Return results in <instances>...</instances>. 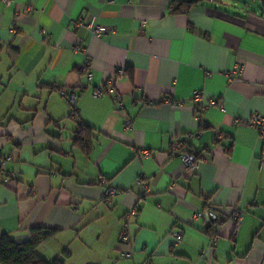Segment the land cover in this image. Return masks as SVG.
<instances>
[{
    "label": "crops",
    "instance_id": "crops-1",
    "mask_svg": "<svg viewBox=\"0 0 264 264\" xmlns=\"http://www.w3.org/2000/svg\"><path fill=\"white\" fill-rule=\"evenodd\" d=\"M173 1L0 0V149L14 156L0 169V233L23 243L57 229L37 254L67 248L65 264H264V138L236 123L264 114V0L183 13ZM95 24L114 31L96 37ZM114 76L122 111L113 92L93 94ZM196 90L217 103L198 111ZM64 92L78 96V117ZM79 123L90 151L74 141ZM198 132L191 146L206 154L188 169L171 143ZM8 171L19 180L4 183ZM211 205L241 207L239 229L192 220ZM219 231L213 261H201Z\"/></svg>",
    "mask_w": 264,
    "mask_h": 264
},
{
    "label": "built area",
    "instance_id": "built-area-1",
    "mask_svg": "<svg viewBox=\"0 0 264 264\" xmlns=\"http://www.w3.org/2000/svg\"><path fill=\"white\" fill-rule=\"evenodd\" d=\"M6 4H9L11 0H3ZM17 21V19H16ZM91 33L96 37H101L105 33H108L110 31H114L113 29L108 28L105 25L102 24H95V25H88L87 26ZM89 63L82 66V69L87 72L88 77L92 78L93 73L88 69ZM125 71L122 69L119 71L120 74H123ZM231 74H236V71H232ZM107 91L113 92V98L116 103V107L122 111L125 108V104L123 101V97L121 93H119L116 90V77L110 78L107 83L105 84V87H98L93 91V94L96 96H102ZM68 96V99L72 105V115L74 117H78L79 111L77 107L78 103V96L74 93H66ZM194 101H196V108L198 111H204L207 110L208 107L215 105L217 102L213 97H206L204 92L201 90H196L194 92ZM222 103V102H221ZM236 123L239 125H252L255 126L258 130L259 136L261 138H264V114L263 113H254L251 120L249 121H243L240 119H236ZM126 127L130 128L132 125V118L129 117L125 121ZM201 132L198 133H190L186 135L183 138H174L171 143V151L174 154H177L182 159L183 163L188 169H195L199 166L200 162L204 159L206 152L201 151L197 152L195 151L191 144L192 140L195 138H199L201 136ZM230 147H228L226 150H228ZM14 156L12 154L4 155L2 150L0 149V169H6V165L9 161L13 160ZM260 162L262 167H264V150L260 157ZM18 181L19 175L14 171H8L5 174V177L3 179L4 183H8L10 181ZM138 187L141 188L142 195L147 193L149 191L148 184L143 180H138ZM118 192L113 187H107L104 191V197L106 198L107 202H110V196ZM137 213L136 208H132L130 210L129 215H135ZM244 210L239 206H225L220 207L217 205H211L208 206L206 209L203 210H197L192 220H198V219H205L208 220L217 226H223L224 224L231 222L234 224V231H237L240 226V220L243 216ZM128 215V216H129ZM172 235L175 239V241L179 242L183 239V233L181 230L174 229L172 231ZM221 238L220 231L214 234L211 237L210 243L204 247L200 251V260L206 263H211L214 258V253L217 247V244ZM120 243L124 244H131L132 243V236L127 228H125L120 236ZM131 253L128 254V256Z\"/></svg>",
    "mask_w": 264,
    "mask_h": 264
},
{
    "label": "trees",
    "instance_id": "trees-1",
    "mask_svg": "<svg viewBox=\"0 0 264 264\" xmlns=\"http://www.w3.org/2000/svg\"><path fill=\"white\" fill-rule=\"evenodd\" d=\"M205 0H174L173 12L183 13L192 6ZM221 1V0H217ZM74 141L90 151L91 140L87 136L89 127L79 123ZM59 233L57 229L33 228L30 239L23 243H17L9 235L0 233V263L1 264H65L71 252L66 248L61 255L53 260H45L37 254V248L44 242L52 239Z\"/></svg>",
    "mask_w": 264,
    "mask_h": 264
}]
</instances>
